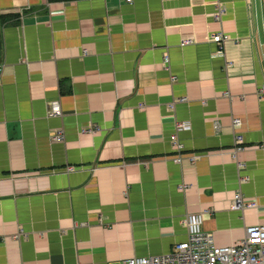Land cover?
I'll return each instance as SVG.
<instances>
[{
    "label": "crops",
    "instance_id": "1",
    "mask_svg": "<svg viewBox=\"0 0 264 264\" xmlns=\"http://www.w3.org/2000/svg\"><path fill=\"white\" fill-rule=\"evenodd\" d=\"M262 87L264 0H0V264L165 254L192 212L216 245L244 237L264 223Z\"/></svg>",
    "mask_w": 264,
    "mask_h": 264
},
{
    "label": "built area",
    "instance_id": "2",
    "mask_svg": "<svg viewBox=\"0 0 264 264\" xmlns=\"http://www.w3.org/2000/svg\"><path fill=\"white\" fill-rule=\"evenodd\" d=\"M131 2L132 0H126ZM19 13L22 11L19 9ZM213 17L220 20V8L213 14ZM209 41L216 45L215 54L223 55L224 44L231 39L228 33L223 31H215L209 35ZM192 36H182L180 38V46L193 43ZM87 53V50H83ZM168 63V55L163 56V64ZM175 77H171L174 81ZM261 94L264 96V88H261ZM48 114L57 116L61 115V109L57 100L49 101ZM242 121L239 117L231 119V126L234 132V146L230 150L232 158H236L237 152L244 147V139L240 132ZM217 126V125H215ZM91 131H95V127L90 125ZM189 123L185 121L176 122L175 129L188 130ZM90 131V130H89ZM54 140L61 138V129L57 130L52 136ZM170 143L174 151L177 152L175 161H179L180 152L183 149L182 144L177 138L176 133L169 136ZM238 169H243L242 161H237ZM68 170H73L74 167L68 166ZM241 183L248 181V177L240 176ZM179 190H185V184L179 185ZM254 206L251 201H246L242 198L240 192H237L231 202V208L234 210H242L244 207ZM205 218L204 212L187 213L182 219L183 225L186 228V239L176 243L173 249L165 254L148 255V256H133L122 259L117 264H264V223L250 225L245 230V235L241 239L228 244L216 245L212 233L203 231L201 228L202 221Z\"/></svg>",
    "mask_w": 264,
    "mask_h": 264
}]
</instances>
